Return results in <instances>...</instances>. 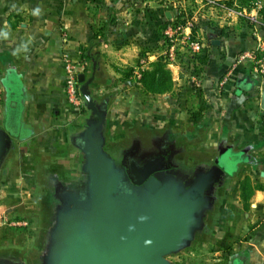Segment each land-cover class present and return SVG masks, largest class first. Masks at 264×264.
<instances>
[{
    "label": "crops",
    "instance_id": "crops-1",
    "mask_svg": "<svg viewBox=\"0 0 264 264\" xmlns=\"http://www.w3.org/2000/svg\"><path fill=\"white\" fill-rule=\"evenodd\" d=\"M204 2L0 0V130L11 139L0 163L10 155L11 162L26 163L35 171L44 159L54 158L64 164L62 172L83 173L87 179L82 135L99 118L85 102L80 110L68 105L63 72L64 56L82 58L87 67L79 73L90 81L87 89L103 116V148L104 126L144 131L164 121L197 133L193 147L201 158L212 157L221 146L216 159L225 175L206 218L208 243L215 256L231 254V264H264V74L239 56L242 48L264 45V0H252L249 8L228 7L225 0L224 7L210 8ZM176 7L188 8L191 18L200 19L201 35L213 36L219 44L207 39L206 57L182 55L168 67L173 88L159 97L175 91V106L143 102L145 94L133 71L141 58L148 63L161 56L160 27L166 13L174 19ZM233 11L247 13L245 21L251 24ZM105 24L106 38L100 32L96 36ZM197 73L198 90L191 82ZM130 79L136 80L135 91L127 86ZM187 104L193 107L190 115L174 110ZM96 131L99 135V127ZM245 177L253 189L243 199L239 186Z\"/></svg>",
    "mask_w": 264,
    "mask_h": 264
},
{
    "label": "water",
    "instance_id": "water-1",
    "mask_svg": "<svg viewBox=\"0 0 264 264\" xmlns=\"http://www.w3.org/2000/svg\"><path fill=\"white\" fill-rule=\"evenodd\" d=\"M165 16L170 19V13ZM207 39L211 45L219 44L213 36ZM77 82L86 108L99 118L82 135L87 184L81 196L65 189L54 195L56 204L44 254L54 252L55 264H171L166 257L186 244L193 219L202 220L211 207L212 198L207 193L221 184L223 167L216 159L212 166L201 168L186 189L171 178L159 181L150 177L136 191L122 194L118 174L104 153L101 131L99 135L96 131L103 116L87 89L90 81L78 73ZM261 108L264 110V89ZM10 145V136L0 130V159ZM148 167L131 165L134 183L141 184L153 172Z\"/></svg>",
    "mask_w": 264,
    "mask_h": 264
},
{
    "label": "rangeland",
    "instance_id": "rangeland-1",
    "mask_svg": "<svg viewBox=\"0 0 264 264\" xmlns=\"http://www.w3.org/2000/svg\"><path fill=\"white\" fill-rule=\"evenodd\" d=\"M202 1L204 2L205 0ZM205 4L209 6L207 3ZM176 9L182 8L176 7ZM224 9L228 10L227 8ZM233 14L237 16L235 12ZM242 14V16L237 17L246 25H250L251 23L245 21L244 16L247 13L242 11ZM261 47H264V45L259 44L253 47L247 46L246 48H242L239 52V56L244 51L253 50L257 51L258 54H256V56L259 57L262 53ZM183 55L186 57L188 56L187 53ZM130 80L133 81L129 82L127 86L132 88V91H135V88H138L135 85L136 80ZM159 96L161 95H145L143 102L162 104V102L167 101L165 103H172L173 106L177 104V100H175L174 97L175 91H173L168 98ZM192 109L193 107L191 104L179 105L177 108H174L177 113L183 112L186 115H190ZM175 124L174 122L164 121L161 124H156V127L147 128L146 131H154L164 127L177 129ZM116 127L115 130L114 128L112 129L117 132L115 139L121 140V134L123 135V132L119 131L118 126ZM110 128L109 126V129ZM130 129L135 131L141 130L133 127ZM123 130L125 131L126 129ZM146 131L141 130V132ZM186 150L189 156L197 151V149L191 145L186 146ZM52 159L54 158L44 159V164L39 165L41 167H39V170L41 169V176L43 173L41 172L42 169H57L62 171L64 164H56L57 162H53ZM3 169L4 172L0 176V262H8L10 264H55V261L52 260L54 252L50 251L44 254L49 242L48 232L51 229L53 207L55 206V204L53 205V199H50V195L48 194L46 173L49 172L45 171L46 173H44L40 179V177L38 178L36 175V172L39 170H35L32 173L30 166H27L26 163L20 165L18 162L7 164L2 167V170ZM51 238L52 241L55 240L53 236ZM208 238L209 235L207 234L200 237L199 240L195 239L192 243L186 242L178 252L168 255L166 258L171 264H231V259L233 257L230 259L229 255L231 254L228 252L222 251V256H218L219 254L216 255L218 257L215 256V248L210 246Z\"/></svg>",
    "mask_w": 264,
    "mask_h": 264
},
{
    "label": "flooded vegetation",
    "instance_id": "flooded-vegetation-1",
    "mask_svg": "<svg viewBox=\"0 0 264 264\" xmlns=\"http://www.w3.org/2000/svg\"><path fill=\"white\" fill-rule=\"evenodd\" d=\"M102 129L103 127H100L99 131L102 132ZM158 130H144L146 132H141L126 129L122 131L121 140H116L117 132L111 131L107 126H104V153L112 162L113 170L118 174V189L122 194H130L132 190L136 191V188L141 187L150 177L159 181L167 180L166 178L168 177L186 189L189 186L188 184L196 177L197 172L201 168L206 169L210 167L212 162L218 158V152H221V146H217L215 154L212 157L201 158L195 153L189 156L187 155L186 146H193V143L198 139L197 133L189 130L171 129L170 127ZM10 163H12L11 156L6 155L0 163V176L4 172L2 167ZM132 164L138 168H142L145 164H148V168L153 169V172L148 174L141 184L134 183L131 171ZM40 170L36 172L37 177H40V179L46 173L45 171L49 172L46 173V179L48 194L50 195V199H53V205L56 204L54 203V195H58L64 189L74 192L78 196H81L82 192L86 189L87 179L83 173L66 174L57 169H42L41 172L43 173L41 176ZM33 171L32 167V173ZM130 185L134 186V189L129 188ZM218 186L219 184L216 185L213 192L207 193V196L211 198L218 196L220 194V188L217 189ZM210 210L209 208L205 210L202 220L200 218L197 220L193 219L191 236L187 241L188 243H192L195 239L199 240L200 237L207 235L206 218ZM0 264L10 263L0 262Z\"/></svg>",
    "mask_w": 264,
    "mask_h": 264
},
{
    "label": "built area",
    "instance_id": "built-area-1",
    "mask_svg": "<svg viewBox=\"0 0 264 264\" xmlns=\"http://www.w3.org/2000/svg\"><path fill=\"white\" fill-rule=\"evenodd\" d=\"M210 7H224L223 0H205ZM237 16H242V11H234ZM192 21L188 20L185 25H179L170 18L164 22L160 31L164 39V49L161 53L164 60L167 62L168 67H172L183 54L187 53L188 56L206 57L209 43H205L202 39L193 38L191 33ZM188 30V31H187ZM261 54L256 56L257 51H244L240 55L242 60H247L253 70L259 74H264V47H261ZM147 63L146 58H141L139 66L136 67L133 73L139 77L140 70ZM87 67V62L80 59H73L69 56L63 58V72H64V94L68 105L74 109H81L84 100L79 91V84L77 82V75L80 71ZM191 82L196 90L201 87V79L199 74H195Z\"/></svg>",
    "mask_w": 264,
    "mask_h": 264
},
{
    "label": "trees",
    "instance_id": "trees-1",
    "mask_svg": "<svg viewBox=\"0 0 264 264\" xmlns=\"http://www.w3.org/2000/svg\"><path fill=\"white\" fill-rule=\"evenodd\" d=\"M93 2H96L98 4H103V0H93ZM252 0H225V4L228 7H237V6H245L250 7ZM236 3V5H234ZM191 12L188 8L185 9H178V12L176 10V16L173 19L176 24L179 25H185V23L188 20L192 21V27H191V33L193 38H199L205 41V43H209L207 40V37H204L200 33L201 29V22L199 18H191ZM191 18V19H190ZM169 19H167L165 22H167ZM109 22V21H108ZM108 29V26L106 27V24L103 25L100 29L98 28L97 31H95L96 36L100 35L102 38H106V31ZM164 42V39H163ZM85 54H83L84 56ZM189 57V56H188ZM194 59V57H191ZM198 59H203L202 57H196ZM132 68L129 69V74H132ZM137 82L139 83L143 93L145 95H161L166 94L172 91L173 88V81L171 77V72L168 69L167 62L164 60L163 56L157 57L154 61L148 62L146 68H142L140 70V76L139 79H137ZM240 195L243 197V199H246L253 189V185L248 177H245L240 182ZM246 204H244V207L246 208Z\"/></svg>",
    "mask_w": 264,
    "mask_h": 264
}]
</instances>
